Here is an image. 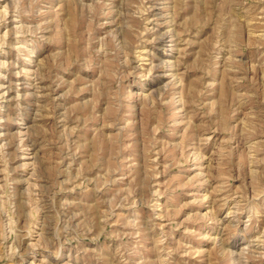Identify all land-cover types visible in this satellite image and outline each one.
Masks as SVG:
<instances>
[{
  "label": "rangeland",
  "instance_id": "obj_1",
  "mask_svg": "<svg viewBox=\"0 0 264 264\" xmlns=\"http://www.w3.org/2000/svg\"><path fill=\"white\" fill-rule=\"evenodd\" d=\"M0 264H264V0H0Z\"/></svg>",
  "mask_w": 264,
  "mask_h": 264
}]
</instances>
